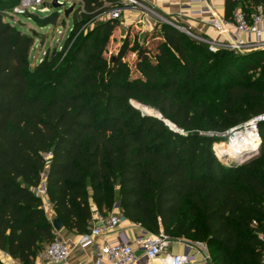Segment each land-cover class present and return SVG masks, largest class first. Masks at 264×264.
I'll use <instances>...</instances> for the list:
<instances>
[{"label": "trees", "instance_id": "obj_1", "mask_svg": "<svg viewBox=\"0 0 264 264\" xmlns=\"http://www.w3.org/2000/svg\"><path fill=\"white\" fill-rule=\"evenodd\" d=\"M17 1L0 0V250L33 264L57 238L36 192L45 180L56 217L81 235L94 212L107 215L119 203L122 217L146 231L205 242L215 264H263L264 122L259 151L239 165L205 153L206 136L192 130L197 115L205 121L212 111L201 98L209 92H224L217 109L230 122L264 113V48L214 52L162 22L155 49L128 35L109 64L104 51L117 23L107 20L33 68L34 37L8 19ZM107 1L81 0L72 33ZM259 5L225 0V18ZM59 16L47 15V25ZM132 49L136 77L124 61ZM131 100L159 107L187 135L140 115Z\"/></svg>", "mask_w": 264, "mask_h": 264}, {"label": "built area", "instance_id": "obj_2", "mask_svg": "<svg viewBox=\"0 0 264 264\" xmlns=\"http://www.w3.org/2000/svg\"><path fill=\"white\" fill-rule=\"evenodd\" d=\"M46 0H21L19 4L13 7V14L23 15L27 10H35L39 5H42ZM59 3L68 8L69 5L65 0H57ZM77 1V0H75ZM70 2V4L75 3ZM154 0H121V6H116L112 9L115 16L124 14L127 10H137L141 13V18L138 24L142 23L143 17L157 16L160 23L166 22L177 29L187 33L191 37L205 42L209 45L212 51H217L218 47H226L229 50L237 52H246L264 47V8L259 5L254 13L248 16L242 9L235 12L234 18L231 21L225 19L209 0H191L199 3L198 7H193L192 3L185 5L183 8L189 10L192 14H200L206 17L205 22L211 25L218 35L224 38L225 41L217 42L210 38H206L193 31L191 26L181 24L167 16L159 14L153 7ZM190 1V0H189ZM84 12V7L81 0H78ZM110 6V7H111ZM64 8V9H65ZM181 14V12H179ZM159 23V24H160ZM249 34V39L245 40L242 35ZM264 122V113L251 118L249 121L240 124L237 131L259 142L256 150H247L242 153V157H249L256 154L262 144V134L260 131V123ZM38 195L44 200V207L52 206L47 199L46 182L45 180L36 188ZM100 219L101 225H91L90 230L80 237V245L83 247L89 246L97 236H103L108 231L118 227L124 220L120 213L112 212L108 218H103L99 212L93 213V220ZM92 220V221H93ZM140 228V232L133 240L129 239L125 234H121L119 239L115 241H107L101 251L98 253L94 264H197L202 261L212 260L210 251L207 245L203 243L192 244L186 240H174L183 242L186 246V252L176 253L169 251L170 236L161 231L158 234L146 231L138 224L133 223ZM256 224V221H254ZM263 244V264H264V232L259 234ZM44 255L51 264H60L67 262L71 255L70 245L62 238L57 237L52 243L47 245L44 250Z\"/></svg>", "mask_w": 264, "mask_h": 264}, {"label": "rangeland", "instance_id": "obj_3", "mask_svg": "<svg viewBox=\"0 0 264 264\" xmlns=\"http://www.w3.org/2000/svg\"><path fill=\"white\" fill-rule=\"evenodd\" d=\"M53 1L54 0H46L35 10L29 9L23 15L13 14L11 12L8 16V19L12 21V23L18 29L34 37V45L30 51V65L33 68H35L43 61L47 52H52L54 50L62 51L67 41L70 40L72 45V43L81 31L83 34H86L98 24L107 20H115L117 23L115 29L113 30L111 38L107 40V45L104 51V55L109 64H112V59L118 54L123 40L128 37V35L131 40L137 41L140 44L144 43L150 46L152 49H155V43L157 41L161 39L164 40V35L162 33L161 27L159 26H155L154 28H151L150 30H146V32H144V30H139L138 25L130 26V24L128 23L129 21H131V19H125L123 13L119 16H115L114 13H112V9H114L117 5L121 6V0L107 1L106 3L107 5H109V8L107 10H105L102 14L98 15L94 20L85 22L79 32L73 34L72 31L74 29V26L78 21L81 20L83 13V9L81 8L80 4H77L78 0H65V3L68 4L69 7L73 5L70 4V2L75 1L76 3V7L71 12L69 17H65L63 12H59L60 9L63 10L65 8L64 5H62V8H54ZM20 2H18L17 4H19ZM113 2H115L114 5L116 6H111V3ZM53 12L59 13V19L56 23L47 25L46 16ZM155 17L159 19V17ZM220 49L228 50V48L226 47H218V50ZM251 51L233 52L236 54H243ZM136 57L137 52L136 50L132 49L128 52L126 58L124 59V61H126L127 65L129 66V73L132 75V77L137 76V73L134 71ZM255 77H258V74H255ZM223 96V91L209 92L201 96V98H206L208 101H210L212 111L205 121L200 118V115H197L196 126L192 130V133L194 134L195 131H198L199 135L206 136L207 139L204 141L203 145L205 153H214L218 157V159L226 166L232 164L239 165L240 163L236 162V160H238L237 158H228L224 160L218 154V152L223 153L221 150H219L218 147H222L224 144H227V142H230L232 135L234 134V132L237 131L238 127L240 126V124L238 123L228 121L225 116H223L221 112L217 109V103L222 100ZM129 104L131 108L137 110L140 115H148L153 118L155 117L158 120H161L168 128H171L172 130L180 132L184 135H187V131H184L183 129L179 128L168 118H165L163 112L159 107L145 104L142 102L140 103L135 100H131ZM193 143L194 142L192 141L190 145L192 146ZM222 148L225 153H228V151L224 149V146ZM232 177L233 176L231 175L229 176L230 179ZM114 211L120 212L119 203L116 204L112 212ZM180 239L186 240L192 244L203 243L204 245H207L205 242L190 238H171L172 241ZM197 264H215V262L213 260H206Z\"/></svg>", "mask_w": 264, "mask_h": 264}, {"label": "crops", "instance_id": "obj_4", "mask_svg": "<svg viewBox=\"0 0 264 264\" xmlns=\"http://www.w3.org/2000/svg\"><path fill=\"white\" fill-rule=\"evenodd\" d=\"M217 9V11L225 17L224 14V3L225 0H209ZM192 3L193 7H198L199 3L197 1L189 0H154L152 5L156 11L168 18L173 19L181 24L191 26L193 31L200 34L206 38H210L217 42L225 41L220 35L217 34L215 29L205 22L206 17L200 14H192L189 10L183 7L187 4ZM181 12V14H179ZM125 19H131L128 24L130 26L138 25L139 30L146 32L155 26L160 27V21L156 17H143L142 23L138 24L139 18H141V13L137 10H127L123 14ZM226 19V18H225ZM148 32V31H147ZM242 37L247 40L250 35L245 33ZM47 216L50 219L56 217L55 211L52 206L44 207ZM120 213L119 211H114ZM112 213V212H111ZM111 213L107 215H102L103 218H108ZM92 225H101L102 221L100 219H95L91 223ZM140 232V228L135 226L133 222L128 219H124L123 222L116 228L108 231L103 236H97L94 238L93 243L89 246L83 247L80 245L81 234L71 231L65 227L57 231V237L64 239L71 248V255L67 262L60 264H94L98 253L101 251L103 245L107 241H115L119 239L121 234H125L129 239L133 240L135 236ZM169 251L176 253L186 252V246L183 242L172 241L170 243ZM0 260L3 264H22L18 259L13 258L8 253L0 250ZM33 264H51L48 263L44 251L40 252Z\"/></svg>", "mask_w": 264, "mask_h": 264}, {"label": "bare ground", "instance_id": "obj_5", "mask_svg": "<svg viewBox=\"0 0 264 264\" xmlns=\"http://www.w3.org/2000/svg\"><path fill=\"white\" fill-rule=\"evenodd\" d=\"M250 138L246 136H242V133L236 131L231 137L230 142H227V144H224V149L228 151V153L223 150L222 147H218L219 150H221L223 153L218 152L219 156L222 154H226L229 157L241 159L242 153H244L247 150H256L258 148L259 142L256 140H253L249 135ZM226 145V146H225Z\"/></svg>", "mask_w": 264, "mask_h": 264}, {"label": "water", "instance_id": "obj_6", "mask_svg": "<svg viewBox=\"0 0 264 264\" xmlns=\"http://www.w3.org/2000/svg\"><path fill=\"white\" fill-rule=\"evenodd\" d=\"M53 7L54 8H62V4L61 3H59L57 0H54L53 1ZM76 7V3H73V5H71L69 8H65V9H60L59 10V12H63V14L65 15V17H69V15L71 14V12L74 10V8ZM259 49H262V48H259ZM255 50H257V49H255ZM194 135H199V132L198 131H195L194 132ZM255 155V154H254ZM254 155H251V156H249V157H243V158H241V159H238V160H236V162H238V163H240V164H243L244 162H246V160H248L249 158H251L252 156H254ZM222 159H228V158H232V157H229L228 155H226V154H222L221 156H220ZM53 222H54V225H55V228H56V230L57 231H59V230H61L62 229V222H61V220L58 218V217H55L54 219H53Z\"/></svg>", "mask_w": 264, "mask_h": 264}]
</instances>
